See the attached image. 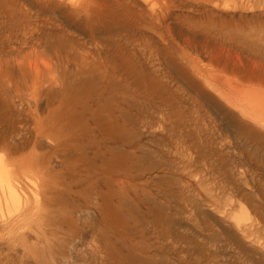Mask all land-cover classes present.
<instances>
[{"label":"rangeland","instance_id":"374dc122","mask_svg":"<svg viewBox=\"0 0 264 264\" xmlns=\"http://www.w3.org/2000/svg\"><path fill=\"white\" fill-rule=\"evenodd\" d=\"M263 84L264 0H0V264H264Z\"/></svg>","mask_w":264,"mask_h":264},{"label":"bare ground","instance_id":"6f19581e","mask_svg":"<svg viewBox=\"0 0 264 264\" xmlns=\"http://www.w3.org/2000/svg\"><path fill=\"white\" fill-rule=\"evenodd\" d=\"M79 10H83V8L81 7ZM17 61L21 69L22 76H20V78L22 79L19 80L21 81L20 82L21 86L17 85L15 87L16 89L19 87L32 89V93L34 94L33 101L37 102V96L40 93L39 90L43 88H47L53 84L54 80H48L46 78L47 71L50 69V67L46 65L47 68H43L37 63H32V62L26 63L25 60H20V59H17ZM257 83H255L254 85H259V83L258 84ZM254 87L259 88V86H254ZM10 97L14 99L15 94H12ZM242 97L243 98L238 103L235 104L236 105L235 107L237 108L238 112L241 113L245 119L251 120L255 123L259 122L260 124L261 123L264 124V104L261 101V97L252 94H249L248 96L244 95ZM12 99L10 100L13 103L14 101ZM49 133H53V131L51 130V132ZM20 197H22V194L20 192L18 179L15 176L13 169L11 168V165L7 162L6 158L0 155V209H1V204L6 203L7 206H10V204H14L16 201H19ZM15 205L16 204H14V206ZM4 214L5 212L0 210V223L2 221L1 219L4 218Z\"/></svg>","mask_w":264,"mask_h":264}]
</instances>
